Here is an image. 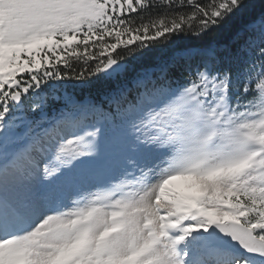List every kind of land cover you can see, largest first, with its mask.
Instances as JSON below:
<instances>
[{"label": "snow or ice", "instance_id": "snow-or-ice-1", "mask_svg": "<svg viewBox=\"0 0 264 264\" xmlns=\"http://www.w3.org/2000/svg\"><path fill=\"white\" fill-rule=\"evenodd\" d=\"M0 264H264V0H0Z\"/></svg>", "mask_w": 264, "mask_h": 264}]
</instances>
